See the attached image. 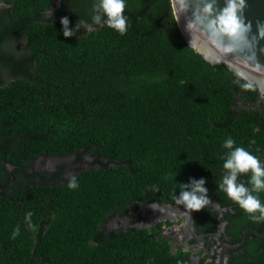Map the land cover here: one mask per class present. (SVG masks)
<instances>
[{
  "label": "trees",
  "instance_id": "trees-1",
  "mask_svg": "<svg viewBox=\"0 0 264 264\" xmlns=\"http://www.w3.org/2000/svg\"><path fill=\"white\" fill-rule=\"evenodd\" d=\"M5 2L0 145L17 164L38 154H85L97 165L75 170V188L72 179L25 182L0 194V264H172L180 252L147 228L105 234L103 224L193 180L210 189L225 170L229 138L259 159L258 90L187 43L169 0H125L123 35L104 19L93 22L98 0ZM78 21L87 27L77 29ZM17 37L25 40L19 56L4 48ZM240 264H264V255Z\"/></svg>",
  "mask_w": 264,
  "mask_h": 264
},
{
  "label": "flooded vegetation",
  "instance_id": "flooded-vegetation-1",
  "mask_svg": "<svg viewBox=\"0 0 264 264\" xmlns=\"http://www.w3.org/2000/svg\"><path fill=\"white\" fill-rule=\"evenodd\" d=\"M7 7L9 4L0 0V13ZM55 7H58V3L52 5L48 12L55 10ZM13 42L4 48L19 56L25 51V40L17 37ZM257 93L254 103L259 104L264 97ZM8 151L10 148L0 145V194L25 182L39 185L69 180L76 169L97 165H92V158L85 154L78 159L76 154H38L26 166L10 161ZM259 159L264 166V153ZM227 174L226 170H220L219 175L210 179V189L204 186L210 203L198 212H189L184 205L176 204L180 193L175 192L169 198L139 202L128 207L124 214L114 212L104 222L103 231L107 234L112 231L126 232L130 228H147L150 237L169 241L172 254L180 252L172 264H240L254 254L264 255V221H254L226 193L220 191L223 177ZM249 181L248 174H241L237 178V183H243L250 189L252 185ZM252 194L264 205V191Z\"/></svg>",
  "mask_w": 264,
  "mask_h": 264
},
{
  "label": "clouds",
  "instance_id": "clouds-1",
  "mask_svg": "<svg viewBox=\"0 0 264 264\" xmlns=\"http://www.w3.org/2000/svg\"><path fill=\"white\" fill-rule=\"evenodd\" d=\"M183 5L184 0H179ZM244 6V0H226V6L215 14L212 20V26L219 35L227 36L229 38H236L241 36L244 32L250 29L242 23L238 12ZM213 3L205 5L204 12L206 14H213ZM125 0H98L93 5L92 20L95 24H101L104 19V24L107 27L116 30L121 35L127 31V17L124 15ZM68 19L64 17L61 19L63 26V34L65 37L71 36L73 33L68 28ZM87 27L83 21L77 22V29L80 27ZM259 35L264 38V27L259 29ZM244 88L251 87L248 84L243 85ZM234 141L229 138L224 143L223 147L229 149L223 168L227 171V175L223 177L220 185V191L226 193L229 199L237 203L241 209L251 216L254 221H264V205L261 204L257 196L253 192L264 191V166L261 165L260 160L246 151L243 147H234ZM251 172L249 183L252 187L249 189L243 183H237V178L241 174ZM204 180L191 182V185H181L180 196L176 198V204L184 205L189 212H198L209 205L210 201L207 198V189L204 187ZM69 188L77 187L75 176L72 177L68 185ZM199 194V195H198ZM259 213V215H256ZM31 213L26 219L30 220ZM19 234V230L13 233V237Z\"/></svg>",
  "mask_w": 264,
  "mask_h": 264
},
{
  "label": "water",
  "instance_id": "water-1",
  "mask_svg": "<svg viewBox=\"0 0 264 264\" xmlns=\"http://www.w3.org/2000/svg\"><path fill=\"white\" fill-rule=\"evenodd\" d=\"M169 1L187 43L208 62L222 63L240 75L264 97V38L259 35L264 27V0H244L238 15L250 29L236 38L217 34L211 23L226 0H184L183 5L179 0ZM208 3H213L212 15L204 12Z\"/></svg>",
  "mask_w": 264,
  "mask_h": 264
}]
</instances>
